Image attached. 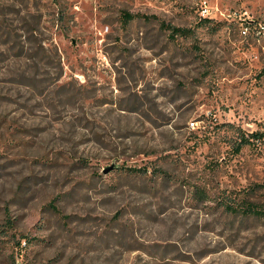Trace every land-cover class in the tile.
Returning <instances> with one entry per match:
<instances>
[{"label":"rangeland","instance_id":"1","mask_svg":"<svg viewBox=\"0 0 264 264\" xmlns=\"http://www.w3.org/2000/svg\"><path fill=\"white\" fill-rule=\"evenodd\" d=\"M245 197L264 0H0V264H264Z\"/></svg>","mask_w":264,"mask_h":264},{"label":"trees","instance_id":"2","mask_svg":"<svg viewBox=\"0 0 264 264\" xmlns=\"http://www.w3.org/2000/svg\"><path fill=\"white\" fill-rule=\"evenodd\" d=\"M136 16H137L136 14L125 11L123 13L124 22L128 24ZM204 20L212 21L211 18H205ZM164 26L171 30V35L173 37H175L176 35H186L190 32V29L184 28V27L173 26L171 24H166ZM262 136L263 134L258 131L251 133L248 137L246 135H241L240 143L239 145H237V151L239 152L245 145L252 143L253 138L255 140H258ZM133 170L140 171L139 169H133ZM221 204L224 207V211L226 210L227 213L231 215L241 214L242 216H245V217L264 216V207L261 206L260 203L252 201L248 197H245L242 200V202H238V203L235 201H232V199L231 200L223 199V202Z\"/></svg>","mask_w":264,"mask_h":264},{"label":"water","instance_id":"3","mask_svg":"<svg viewBox=\"0 0 264 264\" xmlns=\"http://www.w3.org/2000/svg\"><path fill=\"white\" fill-rule=\"evenodd\" d=\"M111 167H109L108 169H106L105 171L108 172L110 170Z\"/></svg>","mask_w":264,"mask_h":264}]
</instances>
